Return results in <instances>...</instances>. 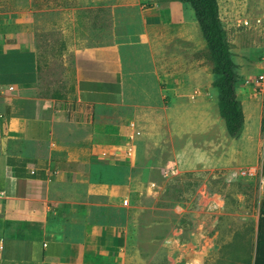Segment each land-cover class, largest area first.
<instances>
[{
  "label": "crops",
  "instance_id": "obj_1",
  "mask_svg": "<svg viewBox=\"0 0 264 264\" xmlns=\"http://www.w3.org/2000/svg\"><path fill=\"white\" fill-rule=\"evenodd\" d=\"M220 2L225 30H237L240 0H229L227 22ZM251 8L243 18L264 13L261 3ZM18 14L14 0H0V264H137L124 253L127 207L134 193L154 187L157 166L140 163L139 144L128 155L130 145L104 140L108 115L123 110L121 120H142L166 107L171 95L162 89V71L165 79L183 76L166 69V48L175 37L195 42L194 10L178 0L112 4L109 42L74 49L76 99L62 105L37 85L31 40L10 41ZM258 93L251 118L253 107L264 105ZM261 158L264 184V151ZM256 236L253 264H264V210Z\"/></svg>",
  "mask_w": 264,
  "mask_h": 264
},
{
  "label": "rangeland",
  "instance_id": "obj_2",
  "mask_svg": "<svg viewBox=\"0 0 264 264\" xmlns=\"http://www.w3.org/2000/svg\"><path fill=\"white\" fill-rule=\"evenodd\" d=\"M14 1L22 14L14 16L12 30L18 36L10 41L23 36L35 46L37 85L42 94L58 99L61 105L74 103L73 51L109 42L110 9L118 0ZM260 3L264 11V0L246 4L240 0L236 25L244 17L245 7L256 8ZM228 4L229 0L220 2L226 22ZM257 15L264 21L263 12ZM225 27L237 65L239 100L247 114L239 139L230 137L220 116L214 62L199 26V33L192 32L194 43L175 37L166 48V69L183 76L165 79L162 71L163 85L171 95L163 110L147 113L142 120H121L123 110L108 115L112 120L107 122L109 134H104V140L139 144L140 163L157 166L151 173L154 187L129 199V224L123 236L129 263H254L260 241L256 224L264 210L259 172L264 151V105L262 109L253 107L252 119L250 103L262 90L259 77L264 75V31L261 27ZM29 63L32 65V60ZM131 121L140 132L133 139Z\"/></svg>",
  "mask_w": 264,
  "mask_h": 264
},
{
  "label": "trees",
  "instance_id": "obj_3",
  "mask_svg": "<svg viewBox=\"0 0 264 264\" xmlns=\"http://www.w3.org/2000/svg\"><path fill=\"white\" fill-rule=\"evenodd\" d=\"M194 10L200 30L214 62V86L218 90V106L228 134L239 139L245 127L243 105L237 93L238 73L227 32L220 18L218 0H178ZM162 89L164 85L162 84ZM168 101L166 100V103Z\"/></svg>",
  "mask_w": 264,
  "mask_h": 264
},
{
  "label": "built area",
  "instance_id": "obj_4",
  "mask_svg": "<svg viewBox=\"0 0 264 264\" xmlns=\"http://www.w3.org/2000/svg\"><path fill=\"white\" fill-rule=\"evenodd\" d=\"M264 25V21L261 17H256V18H251V17H246V18H240L237 20V26L238 27H245L248 29L256 28L259 26ZM0 77H1V72H0ZM259 81L262 83L261 84V92L264 95V75H261L259 77ZM10 90H13V87H10ZM133 128H135V125H131ZM136 135H140L139 131H135L133 135H131V139H133ZM133 151V147L129 146L128 147V155H131ZM128 201H125L124 204L127 205Z\"/></svg>",
  "mask_w": 264,
  "mask_h": 264
}]
</instances>
